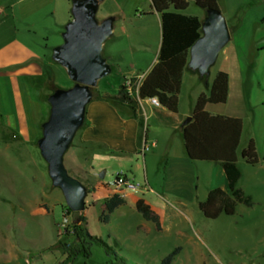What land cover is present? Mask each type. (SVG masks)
<instances>
[{
    "label": "rangeland",
    "instance_id": "374dc122",
    "mask_svg": "<svg viewBox=\"0 0 264 264\" xmlns=\"http://www.w3.org/2000/svg\"><path fill=\"white\" fill-rule=\"evenodd\" d=\"M219 2L232 38L212 67L209 79L212 81L223 66L238 79L242 76L247 80V93L251 96L252 112L256 115V123L247 126V135L255 132V142L264 152V0ZM72 6L73 0H67L62 8L63 14L65 10L72 16ZM59 10L61 12V5ZM153 10L151 0H103L100 3L97 21L115 19L114 34L107 41L103 53L115 71L100 82L95 92L117 93L124 76L120 75L121 71L125 76L129 75L131 66H134L142 74L156 58L162 28L157 14L151 13ZM182 13L199 17L202 21L207 16L206 11L194 1H190L189 8ZM51 72L42 79L41 86L33 87L40 109L43 105L45 110L44 116L34 121L35 133L30 141L22 146L10 144V141L23 142L24 139L8 131V146H5L0 132V264H8V254L15 252L13 244L18 245L23 254L28 253L26 257L31 264H161V252L141 253L142 246L135 243L136 238L130 227L135 228L140 224L142 218L137 212L126 210L129 214L120 219L116 214L115 225L118 224L123 231L119 240L110 239L108 227L103 223L101 205L96 204L92 208L95 204L90 198L95 189L94 183L103 172V181L112 186L119 175H126L132 183L144 186L145 161L142 155L137 156L133 164L123 167L103 160H92V173L91 158L80 142L83 125L65 155V166L69 175L78 178L87 188L85 210L72 212L62 191L53 186L38 140L42 137V125L50 115L48 97L58 89H72L75 83L67 71L59 66H55ZM198 78V74L187 76L188 91H191L192 81ZM229 107L230 104L226 106L227 109ZM150 154L147 153L148 157ZM147 160L150 177H153L156 174L154 166L149 158ZM161 172L154 176L155 185H161L164 181V170L161 169ZM247 181L244 174L239 186H248L252 206L239 204L234 215L222 214L216 219L207 218L197 208L194 219L189 223L188 237L165 247L168 252L179 250L173 264H264V195L259 182H249L247 185ZM200 184L203 189L206 188L208 179L204 178ZM40 200L50 205L49 215L38 213L39 206L46 207ZM82 218L86 219V224L81 221ZM91 237L113 243L114 248L121 252L124 263L118 261L115 255L108 254L103 246L93 243ZM55 240L57 243L53 246ZM137 246L141 247L137 249ZM146 247L149 252L150 248L154 249ZM89 251L91 255H88Z\"/></svg>",
    "mask_w": 264,
    "mask_h": 264
},
{
    "label": "crops",
    "instance_id": "0c3cea01",
    "mask_svg": "<svg viewBox=\"0 0 264 264\" xmlns=\"http://www.w3.org/2000/svg\"><path fill=\"white\" fill-rule=\"evenodd\" d=\"M65 2L67 0H0V132H2L1 141L5 146H8V131H13L24 139L23 142L10 141V144L22 146L30 141L35 133L34 121L42 118L45 110L43 105L40 109L33 87L41 86L42 79L46 74L51 75L55 66L66 71L53 60L54 49L62 45L61 35L66 25L73 19L67 11L65 13L64 10L63 14L62 8L65 7ZM151 13L157 14L162 28L161 15L155 10ZM161 46L162 37L156 58L142 74H139L140 70L134 66H131L129 75L125 76L121 71L120 75H124L121 86L131 78L144 79L158 62ZM104 58L113 73L114 66L109 58ZM221 71L229 75L228 101L224 104H208L206 110L215 116L243 120L238 165L242 177L244 174L247 176V185L249 182H259L264 195V152H261L257 146L260 162L255 166L249 165L242 157L250 141L256 139L253 131L250 136L247 135V126L256 123V115L252 112V99L246 89L247 80L242 76L238 79L223 66L217 73ZM196 74L198 73L188 67L184 71L177 113L162 106L156 107L149 99H145L139 101L138 118L133 116L132 110L127 105L112 104L104 99L107 95L116 96L119 91L113 94L100 90L95 92L99 88L98 85V88L94 89L92 102L87 106L80 137L81 144L91 158L92 173L94 172L92 160H103L105 163L119 164L123 167L133 164L137 156H143L144 186L132 183L126 175L128 181L134 185L133 189H120L99 179L94 183L95 189L90 198L95 204L92 208H95L96 204L101 205L103 223L108 227L107 233L110 239L119 240L123 231L118 224L115 225V215L117 214L120 219L129 214L126 210L137 212L142 218L140 224L135 228L130 227V231L134 232L136 245L142 246H139L143 249L141 253L161 252L162 259L174 251L168 252L165 247L188 237L189 223L194 219L199 204L205 201L203 199H207L209 193L216 188L229 191L228 181L220 163L192 161L186 151L183 138L184 122L192 117L200 95L208 94L214 81V79L210 81L209 77L203 81L199 76L197 80L192 81L191 91H188L187 76ZM229 104L230 107L227 109L226 106ZM262 105L264 106V103ZM148 152L151 153L149 157ZM148 158L154 166L155 177L161 169L164 170V181L161 185H155L154 176L150 177ZM204 178L208 179V186L203 189L200 182ZM240 188L252 198L248 186H240ZM115 195H119L126 204L114 210L106 218V202ZM140 199H144L159 216L161 229H158L153 222L144 219L137 211L136 205ZM39 202L45 203L46 207L39 206L38 213L49 215L50 205L43 200ZM56 243L57 240L53 246ZM107 244L114 248L113 243ZM13 246L15 252L8 254V264H31L26 257L28 253L20 252L21 249L16 244ZM146 246L154 249L150 248L149 252ZM139 247L137 246V249ZM114 251L121 256L119 250L114 248Z\"/></svg>",
    "mask_w": 264,
    "mask_h": 264
},
{
    "label": "trees",
    "instance_id": "16d2710c",
    "mask_svg": "<svg viewBox=\"0 0 264 264\" xmlns=\"http://www.w3.org/2000/svg\"><path fill=\"white\" fill-rule=\"evenodd\" d=\"M153 9L162 18V46L158 62L144 77L138 94L130 95L123 84L116 96H105L104 99L112 104L127 105L135 118L140 100L157 98L162 107L173 113L179 109V96L183 84L184 71L188 67L190 49L203 35V21L196 16H188L182 12L190 6L189 0H151ZM203 10H220L218 0H194ZM207 77L202 78L206 81ZM229 96V75L219 72L214 78L208 94L202 93L195 105L192 122L183 129V138L189 158L195 162L220 163L226 175L229 191L220 188L213 189L207 199L199 204L200 210L209 219H216L222 214L232 216L239 204L252 206L250 196L240 188L242 172L238 165V148L243 133V120L220 115H212L206 110L208 104H224ZM141 124L143 121L141 120ZM242 157L252 166L260 162L255 140H251L243 151ZM264 159V157H263ZM126 202L115 195L106 202L108 217L114 210ZM137 211L147 221L153 222L161 229L159 216L152 210L144 199L136 205ZM72 211V210H71ZM73 212V211H72ZM86 224V219L82 218ZM92 242L103 246L108 254L116 256L118 261L124 259L101 238L91 237ZM179 250L167 255L161 264H173ZM88 255H91L90 251Z\"/></svg>",
    "mask_w": 264,
    "mask_h": 264
},
{
    "label": "water",
    "instance_id": "95a60500",
    "mask_svg": "<svg viewBox=\"0 0 264 264\" xmlns=\"http://www.w3.org/2000/svg\"><path fill=\"white\" fill-rule=\"evenodd\" d=\"M103 0H73V19L62 34L63 44L54 49L53 60L64 67L75 86L58 89L48 98L50 115L42 125L38 147L48 165L49 176L55 188L62 191L66 204L74 213L86 208L87 188L78 178L69 175L65 155L76 134L83 127L87 106L94 98V89L112 73L103 55L104 44L114 34V18L103 22L96 19ZM202 23L203 35L190 49L188 68L200 77H209L223 49L232 35L226 18L220 10H206ZM189 117L184 126L191 123ZM105 178V172L99 175Z\"/></svg>",
    "mask_w": 264,
    "mask_h": 264
},
{
    "label": "built area",
    "instance_id": "2783aa9c",
    "mask_svg": "<svg viewBox=\"0 0 264 264\" xmlns=\"http://www.w3.org/2000/svg\"><path fill=\"white\" fill-rule=\"evenodd\" d=\"M142 81H143V78H139L136 80L128 79L125 81L124 84L126 85L127 90H128L130 95H137L138 94V89L141 86ZM149 101L154 106L161 107V104L157 98L149 99ZM115 186L117 188H120V189H124V188L125 189H133L134 188V185L130 181H128V179L123 175H119L117 177L116 182H115Z\"/></svg>",
    "mask_w": 264,
    "mask_h": 264
}]
</instances>
